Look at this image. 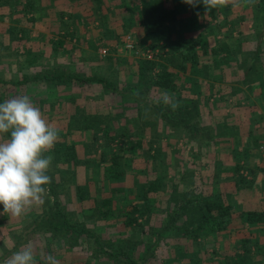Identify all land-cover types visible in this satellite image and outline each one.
<instances>
[{
    "label": "rangeland",
    "instance_id": "374dc122",
    "mask_svg": "<svg viewBox=\"0 0 264 264\" xmlns=\"http://www.w3.org/2000/svg\"><path fill=\"white\" fill-rule=\"evenodd\" d=\"M64 2L60 0L59 7H54V11L49 9V12L60 15L62 29L59 32L46 19L38 18L36 10L34 13L29 10L35 9L34 0H0V81L32 77L40 72L58 76L60 68H63L82 78L105 75L124 91L133 86L147 97V101L128 100V94L113 93L102 83L79 85L77 79L60 85L48 79L22 85L0 82V103L28 95L41 110L44 119L60 129L53 149L44 155L53 157L48 174L51 182L57 184L59 200L64 209L73 220L100 235L104 242L110 241L114 247L126 248L140 264H264V241L256 239V229H237L236 232L230 231L231 227L221 232L203 230L197 237H191L183 234L185 218L178 223L181 229L176 227L165 232L160 236L162 238L156 249L147 254L151 244L158 240L159 233L165 230L169 214L178 206L176 195L185 191H191L192 195H225L226 191L232 189L233 182L227 176L232 175L234 167L226 164L227 160H233L232 154L231 159L229 156L231 150L225 148V142L219 149H215L214 144L227 131H224L225 115L222 112L239 109L238 105L242 103L232 101L234 90L231 85L217 80V70L210 73L201 64L192 69L195 72L184 70L180 58L170 54L168 48L162 49L161 45L154 47L148 35L141 38L134 33L129 35L132 31L127 25L118 28L121 30L118 37H105V34L96 37L93 32L100 30L101 25L100 0L81 1V4L89 5L86 13L90 15L86 16L91 20L94 16L97 20V17L98 25H93L91 21L94 27L89 26L87 34L82 30L78 33L76 29L75 32L63 34L62 31L68 29L65 21H70L68 16L65 19L70 9L64 8ZM113 6L109 7V15H114L111 14ZM262 20L259 23L244 22V26L239 27L242 34L232 38L230 36L234 30H231L228 38L234 42L233 45L235 42L239 45L236 40L239 38L241 45L247 43L245 45L250 46L248 34L252 36L253 32L249 31L255 27L262 31ZM128 36L132 37L136 49L126 47ZM218 40H212L211 44L219 43ZM262 40L264 42V38ZM105 48L107 54L104 56L100 51ZM237 53L241 60H246L252 54L242 52L241 48ZM167 57L173 60L170 69L175 73L180 90L166 92L179 99L188 87L200 91L203 97L202 113L200 116L197 114L194 120L200 118L201 125L209 128L199 131H206L204 135L194 138L193 134L184 131L182 123L174 119L172 109L161 100V94L165 91L158 89L151 80L158 67L150 68L146 61L162 62ZM135 65L139 68L134 69ZM208 76L216 83L206 82ZM236 93L242 94L241 90ZM65 94L66 100L63 99ZM158 100L160 103H157ZM178 101L181 106L183 103ZM252 103L264 111V100H254ZM158 105L164 107L167 121L154 114L158 111ZM64 110L70 114L66 132L55 126L63 119ZM97 116L104 120V125L98 124ZM168 121H171L170 125ZM9 136L0 134V142ZM225 139L226 136L222 140ZM67 145L75 146L79 163L66 159L61 153L57 154ZM240 167L244 169L243 165ZM247 171L244 169L241 174L246 176ZM116 172L121 173L112 175ZM156 180L162 183V187L150 192L147 201H141L142 187ZM77 185L85 186L87 199L80 200ZM236 188L237 185L233 190ZM107 198H111L112 203L101 206L100 210V203ZM53 203L48 189L42 204H33L19 217L4 212L0 204V258L5 247L10 252L7 259L13 252L31 245L40 264H44L40 259L41 253L53 255L59 264H125L119 263L112 256L114 253L101 252L94 237L85 234L76 238H70L69 234L61 237L41 230L36 219ZM134 204L138 206L135 214L132 212ZM130 217H136L138 221L130 225L127 222ZM243 236L248 239L243 240ZM239 238L242 240L240 243ZM14 245L16 250H13ZM2 263L5 264V261Z\"/></svg>",
    "mask_w": 264,
    "mask_h": 264
},
{
    "label": "crops",
    "instance_id": "0c3cea01",
    "mask_svg": "<svg viewBox=\"0 0 264 264\" xmlns=\"http://www.w3.org/2000/svg\"><path fill=\"white\" fill-rule=\"evenodd\" d=\"M34 1L36 2L35 9L29 10H32V13H34V11L36 10L35 13L39 14L38 18L46 19L48 24L53 25L60 32V30L62 29V23L60 21L61 19H59L60 15H58L57 12H54L55 14L51 11L49 12V9H52L54 11V7H59L60 0ZM81 1L83 0H65V2L63 3L66 10L70 9L68 10L69 12L68 14H66L65 18L67 19V16L70 17V21H65L66 26L68 25V29H64L62 31L63 34L75 32L76 30L78 31V33L82 30L85 34H87L86 32H89L87 28H93V25L99 24V21H97V17V20H95V16L91 20V18H88L89 16H86L87 14H89L86 13L89 5H83L81 4ZM260 4H262L263 7H259ZM110 6H113L111 14L114 13V15H109L108 13ZM163 6H166L169 10L175 12L174 16H167L165 21L166 25H169L173 28L175 37H194L203 38L204 40H206L207 46L201 48V50L199 49V54L201 52L206 54L201 57V60L203 61V64L201 63L202 68L208 69L210 73H213V70H217L219 73V78L217 80L220 79L219 81L221 83L225 82L226 84L231 85V88H233L234 90V99H232V101H240L242 103L240 104V106L238 105L239 109H231V111L229 110V112L227 111V113L222 112V114L225 115L223 127L224 131L225 129L227 130L225 131L226 139L222 140L223 138H225V136L223 138L219 137L217 144H214V148L219 149L222 142H225V148L231 150V152L229 153L230 159L231 154L233 158L232 162L228 161L226 158V164L231 165L234 168L232 171V175L230 173L227 176V179L230 182H233L232 189L226 191L225 196L235 202L236 206L240 209H255L257 211L264 212V111L261 107L253 106L255 104L252 103V101L254 100L263 101L264 91L259 85L261 75L257 76V81L254 85L253 91L246 92L243 90L242 85L244 82V78L246 77L247 69L251 65V56L246 58V60H241V57L238 55L239 53H237L239 52L240 48L242 52L246 51L249 54L255 51L257 48V43H259L258 33L262 31L256 29V27L255 29H252L253 31H249L253 32L252 36L251 33L248 34V41L251 44L250 46H246L245 44L247 43H242L243 45H241V40H239V38L236 39L238 40L239 45H236V42L233 45L234 42L231 41L230 38H228V35H230L228 33L231 30H234V34L230 36L232 38L236 37L237 34H242L239 27H243L244 25L242 24L246 21L259 23L260 20L264 18V2L260 3L259 0H227V3L223 5L207 9L202 2L193 7L192 5L185 3L184 0H100V30L95 29V31L92 32L96 37H98L99 35L100 37H103L104 34L105 37L106 35L118 37L121 32V30H119L118 28L122 29L123 25H127L129 26V30L132 31L129 35L132 36V34L134 33L139 36V38L144 37V35L149 36L151 34L150 32H152L159 26L158 7ZM91 21L94 22L93 25ZM251 26H253V23ZM222 29H224L225 32H223ZM262 36L264 38V34H262L261 37ZM216 37L219 39L217 41L219 43L214 45L211 44L212 40L217 39ZM262 41L261 46L264 48V42ZM148 42L150 43L151 40L149 39ZM215 52H219V54L215 56ZM119 64L122 65V63ZM117 68L119 67L117 66ZM138 68L139 67L136 68V65L134 66V69ZM181 68L183 69V64L181 65ZM258 68L263 78L264 60L263 65L259 66ZM68 73H70V71L60 68V72L58 74L59 77L53 81H56V83L60 85L66 84V81L75 80V78L65 75ZM36 74H34L33 76H35ZM87 76L107 78L105 75L100 76V74ZM27 77L29 76L20 78L18 77L17 80L7 79L6 83L22 85L27 83H21V81H23ZM45 79L47 80V78L30 79L28 82H36ZM109 80L111 81V79ZM207 81L209 84L214 82L216 83L215 80L210 79V76H208V80H206V82ZM93 82L100 83L98 81ZM88 83H79V85H85ZM131 88H133V86L126 88L125 90H131ZM118 89L121 88L118 86ZM177 90H180L179 86ZM196 90L198 89L188 87L182 97H180L179 99L178 97L175 98L176 100H181V103H183L181 104L180 108H183L185 106L191 108L188 110H192L194 114L196 113L194 117H197L198 115L200 116V113H202L201 100L203 99V97L201 96L200 91ZM238 90H241L242 94H237L236 92ZM113 93L120 94L121 92ZM66 97L67 95L65 94L63 96V99L66 100ZM127 97L128 100H138L136 94L133 97L131 95H128ZM140 98H142V101H147V97L144 95H141ZM64 112L66 113L62 115L63 119L56 122L55 126L61 127L62 130L66 132V128L70 123V114L67 110H64ZM154 114L156 116L162 117L159 111H155ZM97 118L98 124H100V126L104 125V120L100 118V116H97ZM197 122L200 123V118L197 119ZM167 124L170 125V122H168ZM181 127L183 128V123ZM215 132L216 135L219 134L217 133L216 129ZM193 137L195 138V136ZM238 165H243L244 169L248 170L246 172V176L241 174L244 172V169L240 166L238 167ZM236 185V190H233L234 186ZM230 229V231L234 230V232H236L237 229L241 231L256 229L254 236L257 240L264 241V222L244 226L242 223L235 221ZM234 237L237 238L236 236ZM244 239H248V237L243 236V240ZM240 240L241 239L239 238V243L242 242V240ZM6 248L8 247H5L4 251L1 252L0 264H4L2 262L6 260V256L8 255V253H10L9 248L7 251Z\"/></svg>",
    "mask_w": 264,
    "mask_h": 264
},
{
    "label": "trees",
    "instance_id": "16d2710c",
    "mask_svg": "<svg viewBox=\"0 0 264 264\" xmlns=\"http://www.w3.org/2000/svg\"><path fill=\"white\" fill-rule=\"evenodd\" d=\"M264 2V0L260 1ZM259 7H263L260 4ZM175 12L169 10L166 6L158 7V19L159 26L151 32L148 36L152 39L154 47H160L162 49H167L170 51V54L177 56L180 58V62L183 64L184 70H189L191 73L194 70L195 66L201 64L202 56L206 55L205 53L199 54V49L207 46L206 40L203 38H194V37H175L174 30L171 26L166 25L165 21L167 16H174ZM263 25L262 32L258 33L259 43H257V48L251 54V65L247 69L246 77L244 78V82L242 88L246 92H250L254 90V85L257 81V76L261 75V79L259 81V85L264 91V75L262 78V74L259 71V66L263 65L264 60V48L261 46V41L264 34V18L261 22ZM161 43V44H160ZM163 43V44H162ZM215 55H218L219 52H215ZM171 56V55H170ZM162 61V60H161ZM149 62V67H158V71L156 75L151 79L153 84L160 90L164 91H175L178 88L177 80L175 79V73L170 69V65L174 64L171 57L165 58L164 61L158 62L155 60H147L146 64ZM144 69V67H143ZM193 69V70H192ZM195 72V71H193ZM263 72V69H262ZM264 73V72H263ZM67 76H71L79 81V83L84 84L88 82L98 81L106 86L108 90L112 92H121L131 95L132 97L137 96L139 101H142L141 93L137 91L135 87L128 90H121L115 85L114 82L110 81L105 77L98 76H87L86 78H82L78 75H74L71 72L65 74ZM64 76V75H62ZM59 76L40 72L32 77H27L22 82H28L30 79H43L47 78L50 80H56ZM61 77V76H60ZM0 82H7L6 80H1ZM243 91V92H244ZM159 113L162 115L164 121H167V114L164 113V107L162 105L157 106ZM190 107V105H189ZM184 108V109H183ZM183 108H177L173 111L174 119L179 120L183 123V128L185 132L189 134H193V136L204 135L199 132L201 130L208 129L206 126H202L201 122H197L194 120L195 117L194 112L192 110H188V106ZM169 122V121H168ZM171 123V121H170ZM61 153L66 156V159L73 161L74 163H79V158L77 156V151L74 145H67L64 150L57 151V154ZM121 173V172H119ZM119 173H112V175H117ZM50 185V187H49ZM49 185H46L47 189L50 190L52 198L54 200L53 205L49 208V210L44 211L37 220V226L40 227L41 230L51 233L52 235L58 234L61 237L69 234L70 238H76L81 234H85L90 237H94L95 242L98 247H100L101 252H105L107 254L114 253V256L119 263L125 264H140V262L130 254L126 248L124 247H114L110 241H103L100 235H96L91 229L85 226V224L76 222L72 219L70 214L66 209L62 206L59 200V193L57 191V184L51 182ZM162 187V183L158 180L151 181L146 183L143 189V196L140 199L141 201H147L150 192L157 191ZM178 191V190H175ZM76 192L79 196L80 200H85L88 197V192L86 191L85 186L77 185ZM176 203L178 204L177 208L172 210L169 214L168 223L165 226V230L159 233V238L156 243L151 244L148 248L147 254H151L157 247L158 241L162 238L165 232H170L173 229H181L179 221L185 218V226L184 235L197 237V234L200 231L213 230L214 232H221L226 230L232 226L235 221L242 223L244 226L252 225L256 223L264 222V212L257 211L255 209H240L236 206L235 202L227 198L223 193H197L192 195L191 191H185L183 194L176 195ZM107 203H112L111 198H107L100 203L99 207L101 210V206H106ZM99 204V203H98ZM138 206L133 205L132 212L135 214ZM104 214L106 212H103ZM138 219L136 217H130L127 219V222L132 225L134 222H137ZM169 229V230H168ZM20 241V238H17ZM13 250H16V246L14 245ZM114 258V259H115Z\"/></svg>",
    "mask_w": 264,
    "mask_h": 264
},
{
    "label": "clouds",
    "instance_id": "9594fccd",
    "mask_svg": "<svg viewBox=\"0 0 264 264\" xmlns=\"http://www.w3.org/2000/svg\"><path fill=\"white\" fill-rule=\"evenodd\" d=\"M195 7L203 3L207 9L227 0H184ZM163 103L173 111L180 107L173 94H161ZM160 103V100L157 101ZM0 134H10L0 142V204L4 212L19 217L33 204H42L51 183L48 174L53 157L45 156L59 139V129L44 119L31 97L22 95L0 103ZM34 248L29 245L13 252L5 264H40ZM44 264H59L51 255L40 254Z\"/></svg>",
    "mask_w": 264,
    "mask_h": 264
},
{
    "label": "built area",
    "instance_id": "2783aa9c",
    "mask_svg": "<svg viewBox=\"0 0 264 264\" xmlns=\"http://www.w3.org/2000/svg\"><path fill=\"white\" fill-rule=\"evenodd\" d=\"M126 47L129 48V49H136V45L132 39L131 36H128L127 37V40H126ZM102 55H106L107 54V49H102L101 51Z\"/></svg>",
    "mask_w": 264,
    "mask_h": 264
}]
</instances>
